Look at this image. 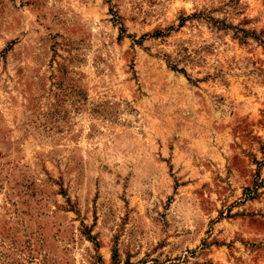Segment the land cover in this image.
Listing matches in <instances>:
<instances>
[{"label":"rangeland","instance_id":"rangeland-1","mask_svg":"<svg viewBox=\"0 0 264 264\" xmlns=\"http://www.w3.org/2000/svg\"><path fill=\"white\" fill-rule=\"evenodd\" d=\"M0 264H264V0H0Z\"/></svg>","mask_w":264,"mask_h":264}]
</instances>
